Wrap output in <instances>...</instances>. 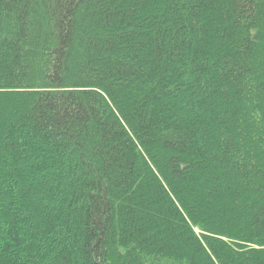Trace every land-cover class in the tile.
Returning <instances> with one entry per match:
<instances>
[{"label": "trees", "instance_id": "obj_1", "mask_svg": "<svg viewBox=\"0 0 264 264\" xmlns=\"http://www.w3.org/2000/svg\"><path fill=\"white\" fill-rule=\"evenodd\" d=\"M0 264H264V0H0Z\"/></svg>", "mask_w": 264, "mask_h": 264}]
</instances>
